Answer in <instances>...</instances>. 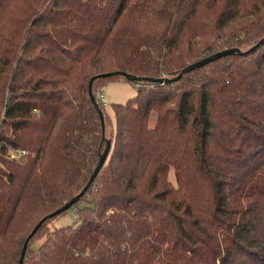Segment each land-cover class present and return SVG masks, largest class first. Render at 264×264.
<instances>
[{
	"label": "trees",
	"instance_id": "16d2710c",
	"mask_svg": "<svg viewBox=\"0 0 264 264\" xmlns=\"http://www.w3.org/2000/svg\"><path fill=\"white\" fill-rule=\"evenodd\" d=\"M263 37L264 0H0V264L84 190L107 139L79 221L46 219L23 264H264V44L174 83L100 75L173 78ZM115 79L138 89L114 126Z\"/></svg>",
	"mask_w": 264,
	"mask_h": 264
},
{
	"label": "water",
	"instance_id": "95a60500",
	"mask_svg": "<svg viewBox=\"0 0 264 264\" xmlns=\"http://www.w3.org/2000/svg\"><path fill=\"white\" fill-rule=\"evenodd\" d=\"M264 44V37L263 39H261L258 43H256L255 45H253L252 47L248 48V50L243 51L242 49H240L239 47H233V48H227V49H222L212 55L203 57V59L194 61L189 63V65H187V67H185L178 75L174 76L173 78H168V77H160V78H151V77H139L136 75H133L131 73H126L124 71H114L111 73H106V74H100L102 77H111L114 75H121L123 77H125L127 80H131V81H151V82H161V83H174L177 82L178 80H180L184 75L189 74V72L204 67V65L213 62V61H217L218 59L222 58V57H226V56H230L233 55L235 53H239V54H247L249 51H254L257 50V48H259L261 45ZM96 77L92 78L90 81V88H89V93H90V97L93 100L96 109L98 110V112L100 113V117H101V122H102V128H103V134L105 135L106 132V128H105V116L104 113L102 112L101 108L99 107L98 101L94 96L93 93V80ZM107 145L106 148L104 149V151L101 153L100 156V160L97 164V166L95 167L93 174L89 180V182L87 183V185L85 186L84 190L80 193L77 194L76 196H74L69 202H67L64 206L58 208L57 211H54L50 214H48L47 216L43 217V219L38 223L37 226L34 227V229L30 232L29 237L27 238L24 246H23V252L22 255L20 257L19 263L18 264H23L24 262V258L26 256L27 253V247L29 244V241L33 238L34 234L36 233V231L43 225V223L46 221V219L48 218H53L58 216L59 214L73 208V206L75 205L74 203H76L77 201H79L81 199L82 196H84L87 192V188L94 182V180L96 179V177L99 175V172L101 171L102 167L104 166V164L107 161V157L110 153L111 150V146L112 143L109 139H107L106 141Z\"/></svg>",
	"mask_w": 264,
	"mask_h": 264
},
{
	"label": "rangeland",
	"instance_id": "374dc122",
	"mask_svg": "<svg viewBox=\"0 0 264 264\" xmlns=\"http://www.w3.org/2000/svg\"><path fill=\"white\" fill-rule=\"evenodd\" d=\"M102 89V88H100ZM138 86L134 82L126 81L123 79H115L114 81L107 82L106 86L103 88L104 98L107 103L106 113L109 116V119L112 121L111 125L115 126V113L113 106L115 103H126L130 98L134 97L137 93ZM107 125V121L105 122ZM109 125V122H108ZM107 127V126H106ZM108 128L107 137L112 136L110 134L111 128ZM170 180L175 184V174L172 172ZM87 205L86 200H82L74 205L73 208L65 211L64 213L59 214L57 217L51 219L47 224L44 231L48 229H54V227L60 226H69L76 224L79 221V208Z\"/></svg>",
	"mask_w": 264,
	"mask_h": 264
},
{
	"label": "built area",
	"instance_id": "2783aa9c",
	"mask_svg": "<svg viewBox=\"0 0 264 264\" xmlns=\"http://www.w3.org/2000/svg\"><path fill=\"white\" fill-rule=\"evenodd\" d=\"M99 98H101V101L107 106L106 100L104 98V92L100 93ZM23 153H25V152H23ZM10 155L15 157V156L19 155V152L14 150V149H11Z\"/></svg>",
	"mask_w": 264,
	"mask_h": 264
}]
</instances>
